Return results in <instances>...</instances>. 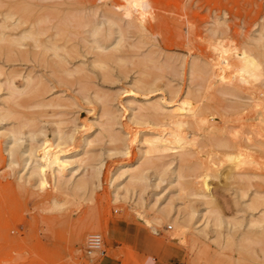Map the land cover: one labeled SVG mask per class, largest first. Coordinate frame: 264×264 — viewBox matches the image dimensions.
Segmentation results:
<instances>
[{
  "label": "rangeland",
  "instance_id": "obj_1",
  "mask_svg": "<svg viewBox=\"0 0 264 264\" xmlns=\"http://www.w3.org/2000/svg\"><path fill=\"white\" fill-rule=\"evenodd\" d=\"M12 1L18 4L19 0H0V22L2 26L5 22L8 28L13 27L10 25L16 17L4 19V16L12 10L16 12L18 7L15 4L9 6ZM22 1L36 8L39 13L37 16L43 13L49 16L43 23L45 26H56L55 20L58 21L60 16L67 15L71 18L77 16L80 22L81 18L83 21L89 19L105 27L106 20L110 17L111 27L116 31L118 26V31L121 28L123 35L120 37L115 33L113 38L106 42L108 46L105 44L103 50L98 49L102 53L105 52V55L110 52L111 56H105L108 60L103 59L106 62L101 69L96 65L99 57L95 53L99 51L94 48L93 42L89 43L90 35L83 31L86 28L75 25L74 21H68L65 24L64 37L66 46L71 49L67 55L70 58L66 56L68 66L78 68L84 75H78L80 72L74 71L75 73H71L73 77L70 74L71 76L63 75L61 78H57L55 71L48 66L49 62L54 60L50 53L33 50L29 41L23 40L21 47L12 44L7 49L1 48L5 43L0 45V108L2 114L7 112V118L0 120V264H204L209 259L216 262V258L219 259L216 264H232L234 261L235 264H240L238 262L241 260V264H264L260 252L264 249L263 237L250 234L245 236L246 240L242 241V244L247 246V249L245 253L242 252L245 255H242L245 257L249 252L246 259L248 261L233 247V243L239 245V237H242V231H246L245 224L250 217H258L263 212L264 177L259 178L257 175L259 180L254 178L256 175L247 173L250 177L243 178L246 181L240 179L237 166L230 169L235 164L230 165L232 160L229 162V159L225 160V155L223 156L233 151L232 146H216L213 142L211 143L214 145H210L209 141L198 134L197 138L199 136L200 139H196V146L202 145L203 142L207 146H200L201 153L197 155L188 151L183 157L187 158L185 160L179 157L178 151L154 152L140 157L138 150L141 142L140 130L153 127L148 124L152 123L149 120L159 115H149V118L146 116L147 123H139L142 105L154 100L172 104L171 100L188 94L186 91H191L190 94L196 93L197 97L199 95V100L213 102L214 99L206 98L210 95L202 92V78L196 76V73L190 74L189 68L192 61L199 63L201 60L202 63L207 57L218 60L221 56L216 54V50L220 48L218 45L221 46L219 51H225L222 55H232L236 47L246 48L251 54L258 56L262 75L256 82L255 92L264 99V0ZM14 5L15 7H12ZM25 25L26 23L22 24L20 28ZM77 26L80 28L76 29ZM5 28L2 27L1 31L7 33V39L19 40L17 36L18 39L13 36L18 34L20 28ZM54 29L52 27V30ZM15 32L17 34H14ZM140 55H147L145 57L149 58V61L144 60L146 63L143 66L141 58L145 57ZM95 56L98 57L97 61ZM113 56L115 61L112 60ZM153 56L155 59L150 58ZM135 58L139 59V64ZM147 62L151 64L148 65ZM141 68L146 73L148 70V74L141 72ZM143 73L146 78L148 75L156 77L155 83L147 86L138 82L137 78H144ZM28 74L34 78L38 77L35 78L37 81L42 80L43 87L39 84V88H45L46 84L43 92L40 89L41 95H33L34 93L30 92L8 95V83L5 82L7 78L11 75L14 86L22 88L20 84ZM169 88L172 92L178 91L179 95L177 92V95L169 94ZM218 94L213 93L216 109L225 110L224 114L229 116V120L224 121L228 127L226 129L231 131V128H239V119L234 120L235 116L229 107L239 104L243 98ZM51 97L57 100L56 106L36 104L43 98L48 100ZM6 98L10 100L7 101ZM103 108L112 115L103 114ZM12 111L15 112L11 113ZM15 116H18L20 122ZM105 120L107 121L104 122ZM109 121L114 122L112 126L118 133L119 138L116 141H108L101 133L102 126ZM18 125L23 127L20 126L21 129L18 130ZM9 131L21 132L18 143L6 140ZM58 131L73 135L68 140L65 152L67 160L72 159L74 162V165H71L73 169L64 173L60 187H56L57 185L48 179L49 183L39 189L27 172L29 163H24L26 154L23 155L22 152L27 145L33 143L28 140L29 132L35 133L37 141ZM80 133H88V144H81ZM199 140H202V143ZM189 147L190 145L187 146ZM9 148L15 150L16 156H9ZM74 148L78 152L74 153ZM212 151H215V154ZM204 152L205 155L214 154V159L217 157V161H221L215 176L208 178V187L213 197L209 206L205 199L192 195L190 186L195 179H190L193 174L185 168L187 161H194V156L197 158L204 155ZM140 161L142 164H139ZM128 165H144L145 181L137 182L133 186L128 185L131 187L127 188L129 181L126 173L115 172V168H127ZM177 165H183L184 168L179 166L180 169L177 170ZM244 169L242 167L239 170ZM175 170L182 172L176 174ZM228 172L230 173L227 174ZM179 182L182 184L181 188ZM80 183L82 187L78 189ZM251 200L257 203L253 209L248 206ZM166 207L170 212L169 217L157 219L160 212L166 211ZM177 213L178 218L190 219L191 229H200L199 233L187 235L189 237L180 243L168 238L175 229L170 219L176 217ZM212 215H218V220ZM207 219L212 222H207ZM93 231L100 234L103 253L85 252L86 234ZM220 242H223L224 246L222 256L220 253L223 254V251L218 252L217 243ZM238 254L241 260H237ZM211 255L215 257L211 258Z\"/></svg>",
  "mask_w": 264,
  "mask_h": 264
},
{
  "label": "bare ground",
  "instance_id": "obj_2",
  "mask_svg": "<svg viewBox=\"0 0 264 264\" xmlns=\"http://www.w3.org/2000/svg\"><path fill=\"white\" fill-rule=\"evenodd\" d=\"M9 2H8V4H9ZM12 2L13 3H11L9 6H11L12 4H15L16 6H18L16 8V12L15 11L13 12V10L12 11L9 10V11H11V13L4 16V19L11 18V17H16V18H15V21L12 22L13 24L10 25L13 27H10V28H8L9 26L5 25V22L3 23L4 24L3 26L1 25L2 23L0 22V45H4V43H5V45L6 44L9 45V46L4 45L1 48H4V49H5V47H6V49L10 48V46L12 44L21 47L22 43H24L23 40L29 41V44L33 48V50L36 51L37 49H39L42 51V53H45V52L50 53V56L53 57L54 60L49 62L48 66H50L52 68V70L55 71V73L57 74L56 75L57 78H61V77H63V75L71 76L72 72L78 71V68H70L68 66V62H67V58H70L67 55L69 53V50H71V49H68V47L65 44V40H64L65 39L64 38L65 37V31H66L65 24L68 21H74L73 23L75 25H78L80 27L84 26L86 28L83 31H85L84 32L85 34L90 35L89 37L91 39V42H89V43L93 42L95 45L94 48H96V50H98V49L103 50L106 47L105 44L107 45L106 42L111 40L115 33H118V35L120 37H121V35H123V30L121 28H120V31H118L119 27L117 26L118 29H116V31H115L111 27L112 21L109 19L110 17H108L106 20L107 26L101 27L100 23L89 20V19H88V21H86L85 19H84L85 21H83V19L81 18L82 22H80L78 20L77 16L73 17V18H71L67 15L60 16L58 18V21H57V19L55 20V22H57V23H54V25H56V26L51 25L52 27L55 28L54 30H52L51 26H45L43 24L46 22L47 19H49L48 15H46L48 18L44 15V13L37 16L39 13L36 12V8L32 7V5L30 3H27V2L25 3V1L21 2V0H19V1H17L18 4H16V2H14V1H12ZM15 5L12 7H15ZM9 9H12V8H9ZM0 14H2V13H0ZM107 14L109 15L110 13L108 12ZM4 19H2V20H4ZM93 20H95V19H93ZM8 23H10V22H8ZM24 23H26V25L23 26V28H20V27H22V24H24ZM78 26L76 29L80 28ZM2 27H4V28L6 27L7 29H12V28H17V27L20 28L21 30L18 31V34H17V32H15L14 34H17V35L13 36V37L17 36L19 38V40L7 39L5 37L7 33L4 34L3 30L1 31ZM83 31H82V34H83ZM71 38H73V37H71ZM59 39H62V40L59 41ZM66 43H67V41H66ZM117 43L118 42H116V44ZM26 46H27V44H26ZM73 46H75V45H73ZM214 46H216V45H214ZM218 47L221 48V46H219V45H218ZM243 47H245V46H243ZM132 48L134 49L133 46H132ZM220 48H218V50H216L217 51L216 54L221 55L219 57L220 59L218 58V60H215V59L207 57L202 63H201V60L199 63L192 61V62H190L191 64H190V68H189L191 70L190 74H192V72H193V73H196L195 74L196 76L199 75L200 78H202L200 80V82L202 81L201 82L202 83L201 85L203 87V88L201 87L202 92H206L207 95H210L206 98H208L210 100L214 99L213 102L209 103V101L204 102L203 99L199 100L198 94H197L198 95V97H197V96H195L196 93L190 94V93H192L191 91H190V93H189V91H186L188 94H184V96H182L181 98H177L174 100L170 99L173 102L172 104H163L160 100L159 101L154 100L153 102L149 101L145 105H142V107H141L142 111H141V114L139 117V119H140L139 123H143V122L147 123V120H146L147 117L146 116H148V118H149V115H155V114H159V115L154 116L155 118L153 117V119H151L152 121L149 120L152 123H148V124L150 126H153V127H149L147 129H144V130L141 129L140 130L141 142H139L140 143V147L138 148L139 154H140V157L141 156L146 157L148 154H151L154 152H169L170 153V151H173V152L178 151L179 152L178 155H180L179 157L181 159H183L184 155H187L185 153H187L188 151L191 152L193 155L194 154L197 155L200 152V148L202 147L203 144H205L203 146H207L206 143H204V142L202 145H200L201 147L196 146V145H198V144H195L196 139L199 138V136L197 138V135L200 134L206 141H209L210 145L214 143V144H216V146L221 145V146H232L233 147V149L231 148L233 151L227 150V151H231V152H227L225 154L222 153V154H223V156L225 155V157H224V158H226L225 160L229 159V162H230V160H232V162L229 163L230 165L235 164L234 166L230 167V169L237 166V170L239 171V173H237V175H238V177H240V179L245 180L243 178H249L250 176L248 177L246 175L247 173H248V175L249 174L256 175V176H254V178H256V177L258 178V176H259V178H261V177H264V174H262L264 171V99H261L260 98L261 95H258L255 92L256 91L255 88H257L256 82L259 80L260 75H262L261 74L262 72H260V71H262V69H260L259 62L257 61V60H259V58H258V56H256V54H254V55L251 54L246 48L240 49V48L235 47L234 52L232 51L233 52L232 55H222L225 51H222V52H221V50L219 51ZM215 49H216V47H215ZM0 50H2V49H0ZM74 50H72V51H74ZM100 50H98L99 52L95 53V55H97L99 57L98 58L95 56V58H96L95 60L97 61V58L99 59L97 61L96 65L98 64V66H100L99 68L102 69V68H104L103 66L105 65L104 62H106L103 59L105 58L108 60V57H105V56H110V52H109V54L105 55L106 53L105 52L102 53V51H100ZM116 50H118V48H116ZM249 50L251 51V49H249ZM253 50H256V49H253ZM35 51H34V53H36ZM104 51H106V50H104ZM147 52H150V51H147ZM147 52H146V54H147ZM153 52H151L152 55H153ZM155 52H156V50H155ZM256 52H254V53H256ZM259 53H261V52H259ZM216 54H215V56H216ZM257 55H262V54H257ZM66 56H67V58H66ZM101 56H103V57H101ZM145 56H147V55H145ZM145 56L140 55V57H145ZM255 56H256V58H255ZM134 57H137V56H134ZM147 58L148 57H145V59L141 58V59H143L141 61L142 66L144 65V63H146L144 60L149 61V58L148 59ZM150 58L155 59L154 56L150 57ZM166 58H168V57H166ZM171 58H173V57H171ZM192 58H194V57H192ZM110 59H112V58H110ZM114 59H116V58L114 57L112 60H114ZM135 59L138 61V64H139V59H137V58H135ZM112 60H109V62ZM197 60L198 59H196V61ZM160 61L164 62V60H160ZM133 62H135V61H133ZM151 62H153V61L151 60ZM162 62H160V63H162ZM166 62L169 63V61H167V60H166ZM149 64H151V63L149 62L148 65ZM174 64H172V65H174ZM94 65H95V63H94ZM178 65L180 66V64H178ZM136 66H138V65H136ZM162 66H163V63H162ZM171 66H170V68H171ZM186 66H188V65H186ZM154 67H156V66H154ZM143 68H146V67H143ZM150 68L152 69V67H150ZM165 68L167 69V67H165ZM0 71H1V68H0ZM137 71H138V69H137ZM157 71H158V69H157ZM78 72H80V70ZM78 72H76V74ZM138 72H140V70ZM141 72L148 74V70L146 73L142 68H141ZM169 72H171V71H169ZM81 73L82 72H80V74L78 73V75L83 74V73L82 74ZM151 73H152V71H151ZM145 74H144V76H142L144 78H137L136 80L138 82L143 83V85H147V86L153 85L155 83L156 77H152V76L148 75V77L146 78ZM2 75H4V74H2ZM5 76H4V79L6 80ZM72 77H73V75H72ZM35 78L38 79V77H35ZM35 78L32 77L31 74L26 75L25 79L20 84L22 88H20L18 85L14 86V84L12 82L13 78L10 75V77L7 78L8 80L5 81L6 83H8L7 84V86H8L7 89L9 92L8 95L13 96L14 94L19 95L21 93H26V92H30L32 94L34 93L33 95H41V93L44 91L43 89H45L47 86H45L46 85L45 84L44 85L45 88H39V84L42 83V80L37 81V80H35ZM62 79H65V78H62ZM79 79H77V81H79ZM197 80H198V78H197ZM81 82L82 81H80V83ZM82 85H84V84H82ZM41 86H42V84H41ZM168 86H170V85H168ZM172 87H174V86H172ZM172 87H170V88H172ZM84 88H80V89H84ZM40 89L42 90V92ZM169 89H167V90H169ZM196 90H194V91L196 92ZM169 91H167L169 94L170 93L175 94L177 92V94L179 95V92L176 91L175 89H174V91H176V92H172L173 90H171V89ZM214 92H216L217 95H219L218 93H221L222 95L226 94V95H232L235 97L237 96L240 99L243 98L242 99L243 101H239V104L236 103V104L230 105V107H229L231 113L233 112L232 114H234V116H235L234 120L236 121L239 119V128H231L230 127L231 131H228L226 129L228 127L224 124V123H226L224 121L229 120V118H228L229 116L227 117L226 116L227 114L226 115L224 114L225 110L218 111L216 109V103H215L216 99L213 95ZM177 94H175V95H177ZM204 94L202 95V97L204 96ZM191 95H193V96H191ZM174 97L176 98V96H174ZM53 98L54 97H51L48 100H44L45 98H43L39 101L36 100L37 101L36 104L39 106H56L58 104L57 100L53 99ZM169 98H170V96H169ZM6 99H7V101L10 100L9 98H6ZM172 99H173V97H172ZM217 106H219V105H217ZM1 109L2 108H0V120L2 118H5V117L7 118V116H6L7 112L6 113L3 112V114H2ZM7 111H9V110L7 109ZM106 111H107V109H105V108L101 109V112H103V114H105V115L110 114L108 111L107 112ZM14 112L12 111L11 113H14ZM4 113H5V115H4ZM232 114H230V115H232ZM7 115L12 116V114H7ZM110 115H112V114H110ZM15 117H16V119H18L17 121L20 122L19 118H17L18 116H15ZM110 119L112 120V118H110ZM31 120L34 121L33 119H31ZM106 121L107 120H105L104 122H106ZM113 123H114L113 121H109V122L105 123L101 128L102 135H105L107 137L108 141H116L119 138L118 133L115 132V130L112 126ZM36 124L37 123H35V125ZM33 125H34V123H33ZM18 126H19L18 130H20L21 127H23L22 125H18ZM99 126H101V122H100ZM38 127H40V126H38ZM188 128H191L192 130H188ZM31 129H33V128H31ZM7 133H8L7 135L5 134L7 141H9V142L12 141V143H16V142L18 143V141L20 140V134H21L20 131H17V132H15V131L10 132L9 131ZM225 133H229V134L226 135ZM224 134L226 136H224ZM36 135H38V133H36ZM87 135H88V133H83L79 136L80 139L82 140L81 144L85 145V144H88V142H90ZM72 136H73L72 134L68 135L67 133H59V131H58V133L55 132L52 136H46L45 135L41 139L36 141L35 133L29 132L28 140L30 142H33V143H31L30 145H27L25 147L24 151L22 152V154L23 155L26 154V158H24V161H26V162H24V163L25 164L27 162L29 163L27 172L30 175V177L32 179H34L35 185L39 189H43L47 185V183H49L48 179L52 180L54 185H57L56 187H60L63 184L62 178L64 176V173L67 170L71 171L73 169V167H71V165L74 162H72L73 161L72 159H71V161H69L70 159L67 160V155L65 153L67 150L66 147L68 144V140H70L72 138ZM237 138H238V140H237ZM199 141H200V143H202V140H199ZM211 142H213V143H211ZM209 143L207 142V144H209ZM188 145H190L189 148H187ZM74 149H75L74 153L78 152V150L76 148H74ZM8 151H9L10 157L16 156V155H14L15 150L13 151L12 148H9ZM207 151H209V150H207ZM215 151H212V152L214 153ZM205 152H204V155L202 154L201 156H199L197 158L194 156V159H195L194 161H187L186 160L187 163L185 165V168L187 170H189L190 172H192V174H193L194 178L191 177L190 179H192V181H193V179H195L194 182L191 183L192 185L190 186V188L192 187V189H191V192L193 193L192 195L197 196V198L199 197V198L205 199V202L209 203V202H211V199L213 197H212V194L210 193V189H209L210 187H208V178L213 176L217 172L218 166L221 165V164H219V163H221V161L219 160L220 162H218L217 159H219V158H217V157H215L216 159H214L215 153L214 154L209 153V154L205 155ZM69 156H72V155L69 154ZM11 159H15V158H10V160ZM185 159H187V158H185ZM185 159H183V160H185ZM82 162H84V161H82ZM231 163H233V164H231ZM139 164H142V162ZM146 165H148V164H146ZM230 165H228V166H230ZM179 166H181V168H184V167H182L183 165H177V170L180 169V168H178ZM244 166L246 167L245 169H244ZM242 167L244 170H239ZM94 169H98V168H94ZM143 169H144V165H141V166L137 165L134 167L132 165L131 166L128 165L127 168H122L121 166H116L115 172L118 171L120 174L126 173V175L128 177L127 179L129 181V183L126 186H127V188H129L137 182L145 181V175L143 174L144 173ZM227 169H229V167H227ZM246 170H251V171L247 172ZM180 171L176 172V170H175V173L179 174ZM229 173L230 172H228L227 174H229ZM181 175L183 176V174H181ZM91 176H92V174H91ZM176 177H177V175H176ZM190 179H188V180H190ZM84 182H86V181H84ZM81 184L82 183H80L78 189H80L82 187ZM179 184H180V182H179ZM237 184H239V183H237ZM75 185L77 186L78 184H75ZM128 185H131V186H128ZM181 185L182 184H180V186H179L180 188H181ZM188 185H190V184L188 183ZM179 187H178V189H179ZM73 189H76V188H72V190ZM63 190H65V189H63ZM243 195H245V194H243ZM115 199H117V195L115 196ZM262 204L264 205V201L262 202ZM209 205H210V203L208 204V206ZM248 206L251 209H253L257 206V203L253 202V200H251L250 203H248ZM165 210L166 211L160 212V214L157 216V219L169 217L170 212H169L168 207H166ZM211 213H213V212H211ZM184 216H186V215H184ZM212 216L214 218H217V220H218V217H217L218 215H216V216L212 215ZM178 217L179 216L177 213L176 217L170 219L175 226V229H173L174 230L173 233H171L168 237L170 240H176L177 242L180 243V242H183L184 240H186L185 238L189 237L187 235H189V234H195L196 235L197 233L200 232V229L199 230L193 229V228L191 229L192 225H190V223H189L190 219L187 220L188 218H183V217L178 218ZM206 218H207V215H206ZM207 222H212V221H208V219H207ZM213 225H214V223H213ZM245 227H246V231H244V232L242 231V233H241L242 237L240 236L239 237L240 240L238 239L239 245L233 243V245H234L233 247L236 248V250L239 251V254H241V255L244 254L245 250L247 249L246 248L247 246H243V244H242V241L246 240L244 238L247 234L254 235L257 237H263V240H264V209H263L262 214L259 215L258 217H255V218L250 217V219L245 224ZM216 228H217V226H216ZM254 236H252V237H254ZM190 237H192V236H190ZM255 238L256 237H254V239ZM260 239H262V238H260ZM256 242H258V241H256ZM244 243H246V241ZM262 243H264V241H262ZM217 244H219L218 252L223 251V249H224L223 248L224 247L223 242L222 243L220 242ZM235 245H238L239 247L238 246L235 247ZM234 248H232L231 250H233ZM238 248H239V250H238ZM254 250L257 251V249H254ZM228 251H230V248ZM243 251H244V253H242ZM260 252H261V256H262L261 260L264 262V249H261ZM248 253L249 252L246 253L245 257L243 255L241 257L246 260L248 255H249ZM220 254H221L220 256L224 255V251H223V254L222 253H220ZM239 254H238V256H239ZM212 255H214V253ZM212 255H211V258H214L215 256L212 257ZM230 255H231V253H230ZM241 257L239 256L237 260H241ZM234 259L235 258H233L232 261H234ZM248 259L250 260V258H248ZM214 260H216V262H217L219 259L216 258ZM241 261H239L238 263L241 264ZM246 261H248V260H246ZM216 262L209 259V260H206L204 264H216ZM234 262L232 264H235ZM218 263H221V262H218Z\"/></svg>",
  "mask_w": 264,
  "mask_h": 264
},
{
  "label": "built area",
  "instance_id": "obj_3",
  "mask_svg": "<svg viewBox=\"0 0 264 264\" xmlns=\"http://www.w3.org/2000/svg\"><path fill=\"white\" fill-rule=\"evenodd\" d=\"M167 227H170L167 225ZM102 241L98 232H88L85 237V252L90 253H103Z\"/></svg>",
  "mask_w": 264,
  "mask_h": 264
}]
</instances>
